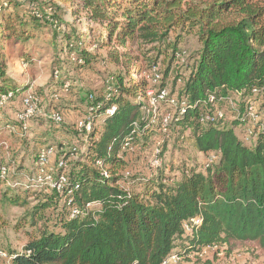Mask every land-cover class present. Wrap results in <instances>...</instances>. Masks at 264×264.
Here are the masks:
<instances>
[{
  "label": "trees",
  "instance_id": "trees-1",
  "mask_svg": "<svg viewBox=\"0 0 264 264\" xmlns=\"http://www.w3.org/2000/svg\"><path fill=\"white\" fill-rule=\"evenodd\" d=\"M68 14L103 30L63 32L71 28ZM41 28L51 32L53 42L39 48L47 54L51 48L52 72L62 77L51 85L71 78L62 69L71 54L75 68L91 64L88 48L96 43L119 70L110 90L83 98L92 119L103 115L100 127L84 131L85 151L57 147L55 164L63 160L64 166L55 177L66 178L61 191L28 183L38 153L34 170L19 164L9 186L10 174L0 172V187L6 185L2 203L35 202L23 220L30 231L22 251L12 253L14 263L162 264L173 253L189 260L187 255L207 245L224 247L226 255L248 247L264 256V116L255 123L252 145L236 133L251 121L252 90L264 85V0H0V97L21 88L7 75L5 45L19 44L28 62V45ZM182 34L193 35L199 47L185 64L187 75L176 74L173 86L181 80L177 99L184 102L183 112L168 126L180 136L188 132L185 139L198 152L218 157L204 171L183 169L171 182L160 174L141 190H128L120 183L126 167L121 147L126 139L145 143L156 133L147 91L156 95L166 88L170 66L182 52ZM133 46L144 50L134 54ZM160 55L168 60L162 72L156 67ZM152 68L161 74L157 81L148 78ZM218 109L232 120L214 116ZM71 207L79 209L73 217ZM193 264L215 263L194 258Z\"/></svg>",
  "mask_w": 264,
  "mask_h": 264
},
{
  "label": "rangeland",
  "instance_id": "rangeland-1",
  "mask_svg": "<svg viewBox=\"0 0 264 264\" xmlns=\"http://www.w3.org/2000/svg\"><path fill=\"white\" fill-rule=\"evenodd\" d=\"M66 18L71 24V28L68 27L66 30L63 27V32L71 31L70 29L73 27L76 33H90V28L93 29L94 34L103 30V26L100 24L87 23L83 19L74 20L69 14ZM35 33L39 37L35 43L31 42L32 44L28 45L31 52V58L28 62L21 57L19 44L8 43L5 45V54L8 56L7 75L14 80V84L21 86L17 94L10 92L12 96L8 100L2 101L4 95L0 97V166L2 165L0 172L4 176L10 174L7 180L8 186L19 164L34 170L33 158L46 146L54 148L55 153L50 160L53 164L56 162L59 144L66 149L74 148L81 152L85 151L83 148L86 140V136H83L85 130L79 129L78 120L82 117L91 118V114H86V110L81 114L79 110V114L76 113L79 118H74L73 114L77 108L75 103L78 102L79 97L78 91L73 85L79 81L84 86L82 93L99 94L97 89L100 87L102 90H110L112 74L119 70L107 58V49L100 48L96 43L93 48H88L94 56L91 64L77 69L75 65H71L74 61L73 56L76 58L75 55L71 54L68 60L70 61L69 64L62 67V69L69 71L71 77L69 81L65 82L69 86L68 89L64 88V84L58 86L54 83L51 85L52 82L60 80L62 77L57 71L52 72L53 53L51 48L47 54V51H43L39 46L46 44V42H53L52 34L46 28L37 29ZM173 36V34L170 35L171 40H173ZM58 43L61 44L60 40ZM198 47L199 44L193 35L182 34L179 44L182 52L172 62L167 78L166 101L161 103L150 101L148 103V108H151L152 112L154 111V116L158 118L154 124L151 123V127L156 129V133L145 143L142 141L132 142L130 139H126L121 147L119 155L125 160L126 167L122 172L124 179L120 183L128 190H141L145 181L157 178L160 174L164 176L165 181L171 182L180 177L183 169L192 168L197 171H204L205 166L218 157L214 153L204 155L198 152L193 146L192 140L185 139L188 132L180 136L176 130L168 126L171 120L180 114L183 107L177 99L179 98V86L182 84L181 80H178L173 86L176 74L187 75L188 71L185 64L192 63L190 55ZM143 50L144 47L141 49H138L137 46L132 47L134 54H140ZM167 52L170 53V50ZM167 65L166 57L160 55L156 65L157 69L162 72ZM156 72L161 78V74ZM154 73L152 68L148 78L150 79ZM135 77L133 75V78ZM27 90L34 91L39 102L36 112L21 118L20 115L23 114L24 109L21 98ZM110 109L112 110L114 107ZM254 110L258 116L248 123L246 128L248 131L252 130L255 123L264 116V102L261 99L255 100ZM53 113L61 117L60 123L52 119ZM102 118L103 115L101 114L95 120L91 118L90 130L94 125L100 127ZM162 119H165L166 122L160 127ZM229 120L232 119L229 118ZM236 133L243 140L245 131L241 132L237 129ZM5 171L6 174H4ZM5 186L0 187V200ZM34 203L31 201L28 206L19 207L0 201V248L5 252L12 254L22 251L27 240L26 232L30 231L29 225L23 226L22 223ZM223 248L219 249V251L221 250L220 254L212 257L211 260L215 264H264V256L248 247L240 248L228 255L225 254ZM187 257L189 260L181 259L175 264H193L194 258ZM0 264H4V261L0 260Z\"/></svg>",
  "mask_w": 264,
  "mask_h": 264
},
{
  "label": "built area",
  "instance_id": "built-area-1",
  "mask_svg": "<svg viewBox=\"0 0 264 264\" xmlns=\"http://www.w3.org/2000/svg\"><path fill=\"white\" fill-rule=\"evenodd\" d=\"M73 60H76V58L73 56ZM78 62H81L80 60H78ZM153 71H155L154 75H153V80L157 81L160 78V75L156 72L155 68H153ZM68 84H64V88L68 89ZM147 95L151 97V101L157 102V103H161L163 101H166V90L162 89L160 91H158L156 93V95H154L153 90H148L147 91ZM11 93L9 92L8 94L4 95L2 97V101H6L11 97ZM93 94H89V98H92ZM237 97V95H236ZM257 99H261L264 102V85L259 87V88H254L251 92V96L249 97V105L247 106V115L252 117L250 120H252L253 118L257 117L258 115L255 114V110H254V103L255 100ZM22 103H23V114L21 113L20 117L21 118H25L26 116L31 115L33 112H36V108H37V104L39 102L38 97L35 95L34 91L31 90H27L22 98ZM181 105H184V102H181ZM229 105L232 107L236 108V103L233 102V100L229 101ZM86 114H90L92 108L90 107H86ZM114 109H110L108 112V114H112ZM154 112V111H153ZM183 112V109L181 108L180 113ZM228 112L225 109H218L214 112V116L219 117V118H226L227 117ZM86 116V115H83ZM52 119L57 122L60 123L61 122V117L58 114L53 113L51 115ZM231 117V116H230ZM227 117V118H230ZM158 119L156 116H154V118L152 119L151 123L154 124L155 120ZM91 121L92 119L86 118V117H82L78 120V127L79 129H83L85 131H89L90 127H91ZM166 122L165 119H162V121L160 122V127L163 125V123ZM166 125V124H164ZM247 128V126H246ZM245 128V135L243 138V142L248 144V145H252L256 139V133L253 132L254 130H247ZM54 154V148L53 147H44L42 148L38 155H37V160H36V168H35V172L32 176L29 177V179L27 180L28 183L30 185L35 186L36 188L40 189V188H46V189H50V188H55L57 191H61V188L63 186V184L66 182V178L64 176L63 173L58 174L56 177L55 175L57 174V170L60 169L61 167L64 166V162L63 160H59L56 164L52 163L51 160V156ZM26 181V182H27ZM66 204L69 205L71 204V199H68L66 201ZM88 206H91V203H87L86 204V208ZM79 213V209L77 207H71L70 208V217H73L75 215H77ZM193 223L197 224L200 220L199 219H192ZM186 232L190 231V228L188 227L187 224L184 225ZM223 247H219L218 245H207V246H203L201 247L199 250H197L196 252L189 254L187 256H189L190 258H200L202 260L205 259H212V257L214 255L220 254L221 250L219 251V249H221ZM182 258L180 256H178L177 254L173 253L171 255H169L162 264H171V263H177L181 260ZM0 260L4 261V264H15L14 263V255L5 252L4 250H2L0 248Z\"/></svg>",
  "mask_w": 264,
  "mask_h": 264
},
{
  "label": "crops",
  "instance_id": "crops-1",
  "mask_svg": "<svg viewBox=\"0 0 264 264\" xmlns=\"http://www.w3.org/2000/svg\"><path fill=\"white\" fill-rule=\"evenodd\" d=\"M75 75V74H74ZM74 75H73V77H74ZM75 78V77H74ZM73 86H75V89H77V94H78V97H79V100H78V102L77 103H75V106L77 107L76 108V112H74V114H73V116H74V118H79V115H77L76 113L78 112V114H79V110H80V113L81 114H83L84 113V111H85V108H86V104H85V102L83 101V98H84V96H85V94L86 93H82L81 91H82V89H84V86H82V84L81 83H79V81H76V83H75V85H73ZM102 89H101V87L99 88V89H97V93L98 92H100ZM96 93V92H95ZM83 112V113H82ZM80 114V115H81ZM72 121V120H71Z\"/></svg>",
  "mask_w": 264,
  "mask_h": 264
}]
</instances>
